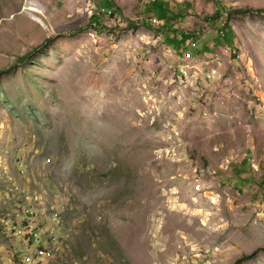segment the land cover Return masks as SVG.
Segmentation results:
<instances>
[{"label":"rangeland","instance_id":"obj_1","mask_svg":"<svg viewBox=\"0 0 264 264\" xmlns=\"http://www.w3.org/2000/svg\"><path fill=\"white\" fill-rule=\"evenodd\" d=\"M262 8L0 0V264H264Z\"/></svg>","mask_w":264,"mask_h":264},{"label":"built area","instance_id":"obj_2","mask_svg":"<svg viewBox=\"0 0 264 264\" xmlns=\"http://www.w3.org/2000/svg\"><path fill=\"white\" fill-rule=\"evenodd\" d=\"M99 13L111 16L113 14V11L111 9H106L102 7L101 9H99ZM152 20L156 21L155 18H152ZM214 65H219V62L216 61V59H213L212 56H205L202 60V63H196L192 65V77H199L201 75L202 79H211L212 77H214L215 74L213 70ZM182 72L184 73V77L188 78L187 71L182 69ZM62 223L63 220L60 217L55 221V225L57 227H61ZM52 231L53 233L51 235V264L53 259L55 258L58 249V236L54 229H52ZM27 257L28 256L24 257V259L21 260L22 264H25Z\"/></svg>","mask_w":264,"mask_h":264},{"label":"trees","instance_id":"obj_3","mask_svg":"<svg viewBox=\"0 0 264 264\" xmlns=\"http://www.w3.org/2000/svg\"><path fill=\"white\" fill-rule=\"evenodd\" d=\"M158 3L155 1V3H153V5H151V6H149V10H153L154 12H155V14L157 15V16H159V17H161V19L162 18H164L165 16H164V13H160L159 12V10H158ZM161 6V5H160ZM159 6V7H160ZM162 7V6H161ZM252 10H254V9H251V10H249V11H252ZM152 11V12H153ZM255 11H257V12H260V11H264V8H262V9H256ZM94 20H95V17H94ZM189 38V35L188 34H184L183 36H182V38L180 39V42H178V45H181V47L183 46V43L187 40ZM174 39H176V36H174ZM220 40H221V37H220ZM228 41H227V39L226 38H223V40H221V43H227ZM178 47V46H177ZM246 160H248V158L246 159ZM249 161V160H248ZM243 259V257L242 258H239L238 259V261L240 262L241 260Z\"/></svg>","mask_w":264,"mask_h":264},{"label":"clouds","instance_id":"obj_4","mask_svg":"<svg viewBox=\"0 0 264 264\" xmlns=\"http://www.w3.org/2000/svg\"><path fill=\"white\" fill-rule=\"evenodd\" d=\"M59 229H60V227H57V231H56L57 236L59 234Z\"/></svg>","mask_w":264,"mask_h":264},{"label":"bare ground","instance_id":"obj_5","mask_svg":"<svg viewBox=\"0 0 264 264\" xmlns=\"http://www.w3.org/2000/svg\"><path fill=\"white\" fill-rule=\"evenodd\" d=\"M21 264H22V262H21Z\"/></svg>","mask_w":264,"mask_h":264}]
</instances>
